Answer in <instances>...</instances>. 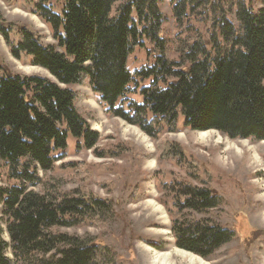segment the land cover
Here are the masks:
<instances>
[{
	"label": "trees",
	"instance_id": "trees-1",
	"mask_svg": "<svg viewBox=\"0 0 264 264\" xmlns=\"http://www.w3.org/2000/svg\"><path fill=\"white\" fill-rule=\"evenodd\" d=\"M170 1L178 24L173 38L162 34L163 0H32L52 44L28 29L18 31L15 43L11 27L0 24L11 54L31 57L54 78L0 75V161L18 182L0 186V221L9 237L0 227V264H114L92 239L58 231L102 221L108 201L29 189L40 184L39 171H51L63 158L55 154L69 138L85 149L98 141L75 105L73 85H89L106 113L152 139L175 131L182 114L195 131L264 140V0L258 8L254 0ZM136 48L150 61L131 70ZM161 153L176 156L178 148L166 142ZM158 183L176 247L208 258L232 239L233 231L210 217L221 199L205 184L173 176Z\"/></svg>",
	"mask_w": 264,
	"mask_h": 264
},
{
	"label": "rangeland",
	"instance_id": "rangeland-1",
	"mask_svg": "<svg viewBox=\"0 0 264 264\" xmlns=\"http://www.w3.org/2000/svg\"><path fill=\"white\" fill-rule=\"evenodd\" d=\"M253 2L255 8L261 6L260 0ZM171 7L170 0L160 4L165 16L162 34L167 38L178 34ZM33 10L32 0H0V24L11 27L9 37L15 43L21 29L35 32L44 44L55 43L47 25ZM146 60L150 61L146 52L136 48L129 58V68L134 70ZM3 73L54 80L48 71L32 65L31 57L15 58L0 35V75ZM72 88L78 93L75 105L91 129L98 132V141L93 148L85 149L69 138L67 148L55 154H62L63 158L55 162L51 171H39L40 184L29 189L40 194H90L108 201L110 211L102 221L94 218L58 231L92 239L109 252L114 264H153L154 252L167 253L165 259L157 258L159 263L165 260L167 264H199L177 252L174 244L170 215L163 204L165 193L158 183L173 176L191 185L205 184L216 193L221 202L210 217L233 231L232 239L211 256L197 255L203 264H264V140H232L215 130H207V136H202L184 125L182 114L175 131L152 139L138 126L106 113L89 85ZM127 97L141 99L133 94ZM166 142L177 146L176 156L162 155L161 146ZM68 163L74 166L67 168ZM16 184L15 179L8 178V169L0 161V186ZM0 227L8 242L2 221ZM7 256L12 258L10 248Z\"/></svg>",
	"mask_w": 264,
	"mask_h": 264
},
{
	"label": "bare ground",
	"instance_id": "bare-ground-1",
	"mask_svg": "<svg viewBox=\"0 0 264 264\" xmlns=\"http://www.w3.org/2000/svg\"><path fill=\"white\" fill-rule=\"evenodd\" d=\"M201 133L202 134V136H207V134L210 132V131H198V133ZM159 206V208L161 209V212H162V215L163 216H165V213H164V211H163V209H162V207L160 206V205H158ZM156 207V205L154 206V208ZM155 210H157L158 212H160L158 209H155ZM161 212H160V214H161ZM176 250H177V252H180L182 255L183 254H187L188 256H189V258H190V262H192L193 260H196V261H198L199 262V264H203L202 263V260L199 258V257H197V255L195 256V255H193V254H191L190 252H186V251H183V250H180V249H178V248H176ZM155 253V258L156 259H154V261H153V264H167V262L165 261V260H163L162 262H158V257H162L163 259H165L166 257H167V253H164V252H162V253H160V252H154ZM171 257V256H170ZM154 258V257H153ZM153 260V259H152Z\"/></svg>",
	"mask_w": 264,
	"mask_h": 264
}]
</instances>
